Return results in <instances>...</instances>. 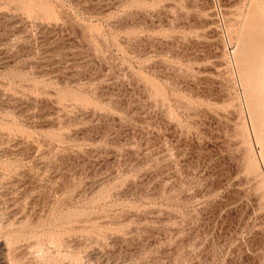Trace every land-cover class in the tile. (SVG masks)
<instances>
[{"label":"rangeland","instance_id":"obj_1","mask_svg":"<svg viewBox=\"0 0 264 264\" xmlns=\"http://www.w3.org/2000/svg\"><path fill=\"white\" fill-rule=\"evenodd\" d=\"M221 4L0 0V264H264V0Z\"/></svg>","mask_w":264,"mask_h":264},{"label":"built area","instance_id":"obj_2","mask_svg":"<svg viewBox=\"0 0 264 264\" xmlns=\"http://www.w3.org/2000/svg\"><path fill=\"white\" fill-rule=\"evenodd\" d=\"M215 10L217 11L218 16L223 17V9H222V4L221 0H212Z\"/></svg>","mask_w":264,"mask_h":264},{"label":"bare ground","instance_id":"obj_3","mask_svg":"<svg viewBox=\"0 0 264 264\" xmlns=\"http://www.w3.org/2000/svg\"><path fill=\"white\" fill-rule=\"evenodd\" d=\"M260 19H261V18H260ZM254 23H255V22H254ZM263 23H264V22H263ZM263 25H264V24H263ZM259 26H260V25H259ZM263 27H264V26H263ZM253 30H255V29H253ZM247 31H248V30H247ZM254 32H255V31H254ZM256 35H257V34H256ZM255 37H256V36H255ZM262 39H263V38H262ZM259 41H260V40H259ZM254 42H255V41H254ZM257 46H258V45H257ZM244 47H245V45H244ZM258 47H259V46H258ZM260 48H261V47H260ZM256 49H257V48H256ZM238 50H241V49L239 48ZM253 50H254V49H253ZM255 51H256V50H255ZM250 74H252V73H250ZM253 76H256L255 73H254ZM256 78H257V77H256ZM258 78H259V77H258ZM260 78H261V76H260ZM252 79H253V77H252ZM263 79H264V77H263ZM254 80H255V79H254ZM256 82H257V81H256ZM256 82H255V83H256ZM252 83H254V82H252ZM252 83H251V84H252ZM258 83H259V82H258ZM263 84H264V83H262L261 86H262ZM254 85H255V84H254ZM256 85H258V84H256ZM253 87H254V86H253ZM262 87L264 88V85H263ZM258 92H259V91H258ZM258 92H257V93H258ZM261 92H262V91H261ZM263 92H264V91H263ZM263 92H262V93H263ZM260 94H261V93H260ZM259 96H260V95H259ZM261 97H263V96H261ZM262 99H263V98H262ZM262 99H261V100H262ZM263 101H264V100H263ZM263 101H262V102H263ZM263 104H264V102H263ZM262 107H263V106H262ZM261 111H262V109H261ZM261 123H263V122H261ZM263 125H264V124H263ZM260 137H261V136H260ZM261 138H263V137H261ZM261 138H260V139H261Z\"/></svg>","mask_w":264,"mask_h":264}]
</instances>
